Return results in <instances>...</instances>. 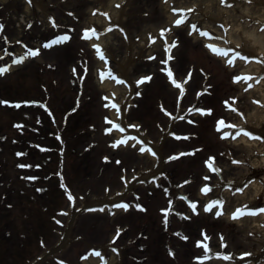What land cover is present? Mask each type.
Listing matches in <instances>:
<instances>
[{"label": "rangeland", "instance_id": "obj_1", "mask_svg": "<svg viewBox=\"0 0 264 264\" xmlns=\"http://www.w3.org/2000/svg\"><path fill=\"white\" fill-rule=\"evenodd\" d=\"M167 1L168 0H127V4L125 5L119 18L123 20V25L128 27L130 34L132 33L133 37L138 40V36L140 38L142 37L143 39L145 32L154 31V33L152 32V34L149 35V37L146 39V42L143 43L142 46H140L138 41L133 44L136 52L143 54V60L139 59L137 61V57L135 62H132V68L130 69L129 73H127V75L129 77H135L137 73L144 72L147 74V76H152L151 71L156 72L157 67L160 68V70H163L166 67L169 68L168 66H161L163 65L162 63L166 65L165 61H167L168 63L173 65L174 75L176 76H179L180 72L185 73V71V74L189 73L191 75L193 70L194 72L192 75V86H194L195 88V86H197L203 78L202 74L200 73V69H197V67L199 68L200 66H202L201 68H206L207 72H211L210 75L207 76V84H213L216 88H218L217 93H215L212 98L208 97V99L212 101L207 102L205 105H210L216 111H219L218 113H216V115L221 114L226 117L230 116L231 118H224L228 121H232L233 118L234 121H243L246 116L248 118L250 113H254L255 110L259 108V104L255 100L261 98L262 92H260L261 90L255 89L252 84V82L254 83V80L252 82L251 80L247 82L246 79L241 78L236 83L234 78L236 76L244 75L245 72L247 74L257 73L259 71V65L257 66L256 60H252L250 61V63L240 61L236 66L230 65L226 59L209 53V51L205 48V40L202 37H200L201 39L198 40L199 35L197 31L205 26L206 23H211L216 26V36H219L218 38H220L222 32H224L223 37H225L226 32L230 31L231 28H233V34H236L239 37H242L243 34L246 33V31H253L257 37H261V40H259L260 45L264 47V30H261L262 26H264V15L261 16V20L259 18L252 17V14H254L253 12L258 11L259 8H262V12L264 13V0H229V3L227 4L223 3L222 0H173L174 2L171 7L165 6V2ZM0 2H4V0H0ZM51 2L55 6H57L56 9L52 10V12L46 9L44 12H51L54 14L57 20H61L58 21L56 26H54V24L50 26L51 28L47 27L45 29L46 34L44 33L45 31H43V24L41 23L42 20L45 25H48L45 20L46 18L42 16L43 19H41V15L38 12H31L26 17V21L21 23V26H18L16 24L14 25L12 23V20L18 21L22 19L21 15L20 17H17L19 16V14L16 11L12 16H10V19L9 16H7L8 18L2 20V24L4 25V27L0 35V45L3 43L2 41L9 40V38H12V40L7 44L10 46L11 51L6 52L0 49V66L6 64L13 65L15 60L14 57L22 56L21 51L25 52L26 49L30 50V48L38 47L39 42L43 43L46 39H49L56 34L69 33L71 35V39H74L75 37L76 39L78 38V48H76V50H73L68 45L64 48L59 47L57 49L50 50L39 48L42 51L40 57L32 58L31 61H25L24 64H22L23 68L21 67L22 69L20 68L19 71L29 68L28 72L30 73L34 68L42 73L40 76L34 74L33 71L31 72V78L34 81L32 86L31 82H29L28 84L32 91L33 89L37 90V83L39 84L44 80H47L49 88L53 90L51 79L50 77H47L48 73L50 72L46 68V66L42 65V63H46L47 58H52L53 63L57 62L56 67L60 75V86L58 84L59 78L57 76L54 91L59 96L60 105L58 101L56 102V104H54L52 100L54 95L52 94L50 104L51 106H54L58 115L63 113L64 118L67 114L71 117L72 113L74 112V110L72 109L74 107L78 108L76 107L78 98H83L84 100L86 97L90 96V99L87 101V107L82 110L84 106H81L75 114H77L80 110V113L86 112V115L83 116V118H88L86 119L88 120L87 122L96 124V131L93 132L91 129L87 130L88 133L91 134L88 142L91 140L95 145L93 147V164L94 167L97 166V168L93 170L94 173L92 174V176L95 180L94 183L96 187L100 188L99 193H101L102 196H107L110 194L109 192L108 194L104 192V187L106 186V184L112 185L111 180L114 181V184L115 181H118L115 178L118 176L120 168L117 167L119 162L115 161H121L123 159L126 162L127 160H131V164L135 163L137 167L141 166L144 168H148V165H150V158L147 155L139 156L136 151L131 150L130 146H123L118 149V141L114 143L115 136L117 134L110 133L108 131V116L112 113L113 106L106 99L105 90L98 82H96L94 78V70L97 66H99L100 68L101 64H98L100 62L96 58L94 51L92 50L91 41H89V38H86V36L84 35V31L85 29L90 28V7L97 6V4L100 3L106 4L107 0H94V2L93 0H52ZM238 3L240 5L237 6ZM22 5H25V3H22ZM183 5L189 6L190 9L188 10L191 11H176V9H182ZM247 5H252V8L250 9V11H252V14H249L247 12ZM8 6L10 7L11 5L9 4ZM233 6L234 9L230 10ZM15 9L17 8L15 7ZM220 11H223V13H220ZM5 12H7V10H5ZM173 14H178L180 17L186 16L187 19L184 21H186L187 23L185 22L186 24L184 23L181 26L176 25L173 20H171ZM30 19L31 21L34 19V21H32L31 23V21H29ZM26 22L28 23L26 24ZM56 22L57 21H55V23ZM220 23H224L226 25V28H224ZM189 24L196 25L194 33L193 31H191V26ZM29 25L31 26L29 27ZM156 29H158V31H156ZM163 29L168 30L162 32ZM146 36L148 35L146 34ZM153 37H155V40H153ZM19 38H22L21 41L15 43ZM120 38L122 39L120 52L122 53L124 50H126L127 56H129L131 54V44L130 42H125V39H123V37ZM177 40L179 41L178 43H176ZM113 42L114 40L109 39L107 46L113 48ZM243 42L244 46L248 49L253 47L255 49L258 48L253 45V41L251 40H246L244 38ZM20 44L21 46H19ZM173 45L175 46L173 47ZM65 55L68 56L65 57ZM173 55L174 57L171 58ZM171 59L174 60L170 62ZM40 66L43 67L41 68ZM114 66L123 74V70L125 67L124 61H118L116 64H114ZM110 67L113 68L112 65ZM15 69L16 68H14L13 70ZM100 70L101 74L106 73L105 69ZM262 72L258 76H264V73ZM86 74H88V79L86 81V83L88 84L86 85L87 88L76 90V87H71L70 77H73L74 79L81 76V82L83 76ZM158 75V78L154 79V81H156V84L153 86L154 89H150L145 86V92L146 94H148V97L144 102H142V100H139V102H142L141 105L134 107V105L138 104L137 99L134 98V96L130 97L133 107L129 109V120L132 121L133 119H137L136 121L140 123V127H145L148 130L151 128L154 118L159 115V110L156 107L158 100L155 99L159 96V93L161 91V87L157 83V80L163 78V76L159 73ZM124 79V75H122L120 77L121 83H124ZM126 80V84L128 85L129 90H131L129 84L130 81H128L127 78ZM13 82V76L7 75V77H0V92L2 96L16 97L14 84H12V86L8 90L9 84ZM250 84L251 87L249 86ZM166 85L168 87L166 89L163 88V93L161 94L164 100H166L167 106H170L172 102H174V98H178V90L176 88L171 89L167 83ZM16 86L17 85H15V87ZM170 86L174 87V85ZM135 87L136 85L134 86V88ZM221 92L224 93L225 96L222 97L221 95H219ZM26 94L28 96V93ZM219 96L222 97V102L220 103L218 100ZM226 101L228 103H226ZM189 102L190 100L188 101V103ZM183 105L186 106L185 102L183 103ZM229 105H231V107ZM225 107L228 108L225 109L227 111L223 110ZM233 108L235 109V111L232 110ZM237 109H239V111H237ZM30 111H32L34 114L39 115L43 113L41 108H36L35 111L29 110L27 112L30 113ZM241 112L244 113L243 116L240 114ZM22 115L24 116L23 109L14 111L11 108H4V110L2 111L0 107V127L2 129H5L7 132L8 129L11 128L10 121L14 117L21 118ZM76 117L77 115L74 116V118ZM213 120L214 118L206 119L204 121L206 124L213 125ZM213 127L215 129V126ZM260 127H262V125ZM185 128L190 131L194 130L193 127ZM198 130L199 128L196 127L195 131L198 132ZM207 142L208 143L205 145L202 153L203 157L205 156L204 159L208 157H215V162L217 164L216 166H218V169H220V171L222 172V176H226L229 173H232L231 170H223V166L227 165L231 168L236 167L238 170H240L238 179L241 180L242 178H246V176L248 177L247 173L250 172V168L247 167L248 165L232 166V163L236 160L240 161L239 163H245L246 161L248 163L253 162V164L255 165V158H259V155L264 156V154L257 152V146L259 144L245 145L237 142L232 143L231 141L224 140L221 134L216 132L215 130L212 131L211 137L209 134L207 135ZM179 147H183V143L172 142L169 148L175 150ZM96 148L98 149L96 150ZM248 156L250 157L248 158ZM106 157L111 160L110 163H108L107 160H103V158ZM195 162L196 159L190 161L188 164L191 165ZM3 170L8 171L7 168H0V171ZM205 170L208 172L212 171L208 168H203V172H205ZM11 171L13 170L11 169ZM217 173L220 172L217 171ZM208 175L210 179H213L210 174ZM214 178L217 179L218 176L214 175ZM0 179H2V176H0ZM165 190L167 189L165 188ZM76 191L81 192L78 190ZM238 192L239 193L236 196L232 192L227 193L228 195L225 196H223L220 192L218 195L214 196L218 198L221 194V200L223 202L226 201L225 198L228 199L229 205L227 206V210L233 208L235 203H241L243 201L250 202L249 200H253V197H255V189L251 186L244 194H240L241 191ZM0 193L2 196L8 199L9 203L13 204L12 214L14 215L13 218H8L7 215H4L6 212L4 214L3 212H0V219L7 222V229L10 230L11 233V239L8 240V245H6L4 241H1L0 243V264H24V259H22V256L23 254H26V256H28V254L24 248L21 247L20 249L21 237L24 233H26L24 232V229H22V215L24 214L21 204L22 198L12 191V186L10 188L9 186H7V188L0 187ZM154 194L155 196H153V194H148L147 191L144 192V196L148 200L150 210L152 212H150L147 218L142 217V219H140L144 222V224L146 222V226L148 227V229H150L149 232L153 235L156 233V230L159 231L160 229H162L161 226L166 224V220L162 218H160L159 220L150 219L151 213L152 215H155L158 211L159 213H163L166 215L167 212L163 210L169 208V199L168 197H165L168 195L167 192L154 191ZM200 194L202 195V198L206 204L211 200L212 195L205 194L203 192ZM261 196L262 198L260 199V203L261 201L264 203V182ZM214 200L216 199H213L212 201ZM262 205L264 204H260V206ZM70 213L71 209L65 217H61L63 221L65 220L66 227L70 218ZM122 215L123 214L121 212H119L116 217H113L111 212L109 216L108 214L99 215L103 218L102 220L89 218L88 222L91 224L84 226L83 223L86 219H82L79 225L83 226L81 229V236L83 239L78 241L80 243L74 245L68 253L62 252L56 256L57 258L63 257L64 262H56L52 259L49 260L47 264H87L85 260L81 262L83 253L87 252L90 249L93 251L97 250L96 248H93V245L99 246L100 244H102V242L109 237L110 233L113 232L115 228L119 227V225L116 224H120V222L124 221L119 219V216ZM230 217H217L212 213L205 215L204 224L209 229V231L213 233H210L207 238L205 237L202 240H204L208 244L209 248L215 249L217 252H219V250H222V247L225 246L227 253L237 258H241L242 256L254 257L255 251L264 248V229H261L260 226L254 225V220L252 222H244L239 224L234 222L231 219L232 217ZM93 223L96 225L92 226ZM207 223L213 224L214 226L209 228L207 226ZM0 226L5 227L6 223L2 222L0 223ZM138 229H140V227H138ZM217 231L219 232V234L216 233ZM209 237H211L212 240L209 239ZM220 237H225L224 244H221L219 242ZM176 241H178L177 250L178 252H181V255L177 254L176 259L167 257V261L162 258L161 264H185L186 260L184 257L185 253L183 249V240L177 239ZM163 243L164 242L161 240L158 244H152L149 247L152 252L150 254L144 255L149 256V258L151 259L156 255L157 252L162 249ZM212 246H218V248ZM68 249L69 248H66V250ZM133 252H135V250L128 249V253ZM204 256L209 257L207 259L209 261L212 256L210 250L206 251V253L201 257ZM129 259L131 263L136 264L132 258ZM106 261L107 259H105L104 256L102 258V261H95L91 264H104V262ZM144 264H148V262ZM196 264L215 263H207L204 262L203 259Z\"/></svg>", "mask_w": 264, "mask_h": 264}, {"label": "snow or ice", "instance_id": "obj_2", "mask_svg": "<svg viewBox=\"0 0 264 264\" xmlns=\"http://www.w3.org/2000/svg\"><path fill=\"white\" fill-rule=\"evenodd\" d=\"M31 2H32V0H29V3H31ZM222 2L227 4V3H229V0H222ZM176 11H191V10L176 9ZM105 15H108V14L105 13ZM186 19H187L186 16H181L179 19H177V20L175 21V23H176V24H181V23H183L184 20H186ZM53 23L55 24V19H54V18H53ZM30 26H31V25H29V27H30ZM3 27H4V25H3L2 23H0V29H2ZM192 27H193V30L196 29V25H193ZM228 27H230V26H228ZM167 30H168V29H163L162 32H163V31H167ZM261 30H264V26H262ZM84 35H85L86 37H90V35H91V36H98L99 33L97 32V30H96L95 27H92V28H90V29H85V31H84ZM201 35L211 36L212 34H211L210 32H208L207 30H202V31H201ZM68 39H70V36H69L68 34H63V35H61V36H57V37L54 38L52 41L48 42L46 46H47V47H51L53 44L60 43V42H62V41H66V40H68ZM153 40H155V37H153ZM178 42H179V41L177 40L176 43H178ZM174 46H175V45H173V47H174ZM95 47H97V48H101V46H100L99 44L95 45ZM208 47L211 48L212 51L217 52V53H219V54H221V55L228 56L229 53H232L231 58H230L229 61H228L230 64L234 63L237 57H240V58H242V59H244V60H246V61H248V60H252V59H259V58H260V57H253V56H250V55H246L244 52L238 50V48L240 47L239 45H237V47H235V48H225V47H221L220 45H217V44H209ZM39 52H40V49H39V48L31 49L30 52H29V55L35 56V55H37ZM100 55H101L102 57H104L105 59H107V57L104 56V52H103V50L100 51ZM262 55H264V54H262ZM25 58H26L25 56H19V57H17V59L14 61V63H22V62L24 61ZM165 63H167V61H165ZM10 68H11V65H7V64H6V65H3V66H0V73H5V72H7L8 70H10ZM166 71L168 72L170 78L172 79V82H173L174 84H176L178 87L183 88V82H181V81H179V80H177V79L175 78V75H174V73L172 72V70L169 68V69H166ZM108 74H111V75L115 76V73L112 72L111 68L108 69V73H102V75H108ZM115 78L117 79V81H120V77L115 76ZM241 78H242L241 76H236L234 79L237 80V81H239ZM243 78H244V79H247V80H251V79H252V76H251V75H246V76H244ZM260 78H261V79H264V76H262V77H260ZM150 79H151L150 76H144V77H142V78L140 79V81H138V82H139V83H143L145 80H150ZM123 82H124V83H127L126 81H123ZM249 86L251 87V84H250ZM256 102H257V103H261L260 101H256ZM3 103L8 104V103H11V102L5 100V101H3ZM25 103H28V101H25ZM226 103H228V102L226 101ZM16 106L19 107V103H17ZM229 106L231 107V105H229ZM113 107H117V108H118L119 105H117L115 102H113ZM165 111H167V109H165ZM199 111L207 114V113H211V112L213 111V109H211V108H208V109L201 108V109H199ZM237 111H239V109H237ZM168 114H169V115H172V113H170V112H169ZM240 114H241L242 116L244 115L243 112H241ZM112 123L115 125L116 128H120V127H121L120 124L115 123L114 121H113ZM224 125H225V121H224L223 118H221V119L219 120V122H218V127H219V128H223ZM132 127H136V125H132ZM231 127H232V128H238V127L240 128V131H238V132L235 133L236 136H239L241 132H245L248 136H253V135H254L251 131H248V129L243 128V127H241V126H239V125L232 124ZM108 131H111V129H108ZM173 135H176V133H173ZM223 135H224V136H229V135H232V134L229 133V132H224ZM261 138L264 139V137H261ZM122 142L127 143V138H125ZM141 144H143V141H141ZM146 150H150V149H148L147 147H142V148L140 149V151H142V152H143V151H146ZM20 154L23 155V153H20ZM152 154L155 155L156 153L153 151ZM174 158H176V157H175V156H173V157H169V159H174ZM105 159H108V158L106 157ZM213 161H215V157H211V158L209 159V161H207L209 167L212 168L213 171H220V169H218V168H216V167L213 166ZM236 162L239 163L240 161H236ZM22 166H23V165H22ZM33 179H36V178L33 177ZM65 187H67V186H65ZM209 190H210V186L207 185V184L204 185L203 191L208 192ZM242 190H243V189H241V191H242ZM68 194H69V196H70L73 200L75 199V196H73L71 192H69ZM190 203L192 204V207L195 209V208H196V204H197L198 202H192V201H190ZM223 203H224V202H223L222 200H214V201L210 202L208 205H206V210L211 211L214 205H222ZM121 206L124 207L125 209H127L130 205L127 204V203H123ZM136 207H138V208H143L144 206H143L142 204H137ZM168 210H169V209H164L163 211H168ZM222 211H223V209L221 208L220 211H217V212H216V215H217V216L221 215ZM256 213H264V208H250V207H248L247 205H245V206H243V207H241V208H237V209H236V211L233 213V218H238V217L243 216V215H245V214H256ZM165 220H167V217H165ZM121 231H123V229H121ZM184 239H188V237L185 236ZM198 243H200L201 245H203L205 248H208V244H207L204 240H201V241H199ZM209 250H210V249H209ZM94 251H95V250H94ZM99 254H100V253L97 252V255H99ZM173 255H175L174 252H173ZM216 255L220 256V255H224V254H223V253H216ZM208 258H209V257H207V256H204V257H196V259H198V260H203V259H208Z\"/></svg>", "mask_w": 264, "mask_h": 264}, {"label": "bare ground", "instance_id": "obj_3", "mask_svg": "<svg viewBox=\"0 0 264 264\" xmlns=\"http://www.w3.org/2000/svg\"><path fill=\"white\" fill-rule=\"evenodd\" d=\"M122 1L123 0H111L110 5H109L108 8H112V10L114 11V8H113L114 3L115 2L119 3V2H122ZM238 5H240V4L238 3L237 6ZM234 6L230 10L234 9ZM251 8H252V5H249V6L247 5V7H246V10H247V12L249 14H252V11H250ZM115 10L117 12L119 11L118 9H115ZM220 13H223V11H220ZM253 13L254 14H252V17L253 18H259L260 20H261V16L264 15V13L262 12V8H259L258 11L253 12ZM205 26H208V27L212 28L216 32V27L214 25L208 23ZM232 29L233 28H231L230 31H227V36L225 37V40L224 39H218V38H213L211 40L212 41H215L216 44L217 45H220L221 47H225L226 45L228 47H230V48H233L232 46H237V45L241 46V44H242L241 37L237 36L236 34H233ZM244 36H246V38L248 40L253 41L252 42L253 45L255 47H258L257 50H256V52L258 54H260L262 57H264V55H262V54H264V47L260 45V41H259V40H261V37H257L253 31H246V33L244 34ZM221 37H222V35H221ZM109 38H111V35H109ZM98 42H100L101 44H106L107 38L102 35V37H100V39L98 40ZM231 55H232V53H229L228 56H225V55H223V56L224 57H227V59H230L231 58ZM257 65H259L260 67H262V64L260 62H258ZM111 82H113V81L111 80L110 83L108 81L105 83V86L108 87V89L110 88V86H112V83ZM255 89L262 90V92H263V99L260 101L261 103L258 105L259 108L256 109L254 113H250L249 119H250V122L253 123V125H251L252 126L251 128L254 129V130H256V131H260V128H258L256 126L254 127V125L255 124H259V123H261L264 120V79H261V81L255 86ZM233 140L235 142L244 143V144H248V145L259 144L257 146L258 147L257 148V150H258L257 152L264 153V142L261 141L260 139H251L250 140L246 135L243 134V135H240L238 137L233 138ZM261 156L259 158H255V162H256L255 165L256 166H261V167L264 166V157L263 156L261 157ZM252 186L255 189L254 196L256 197L259 194V192L261 191L262 185L259 182H254V184ZM260 214H262V213H260ZM263 218H264V213L262 214L261 219H258V218H255L254 219L255 224H257V226H260L262 229H264V225H262V219ZM236 220H238L237 222L240 223V222L246 220V218L245 217L236 218ZM262 260H264V259H262ZM86 263L87 264H90V263H92V261H86Z\"/></svg>", "mask_w": 264, "mask_h": 264}]
</instances>
